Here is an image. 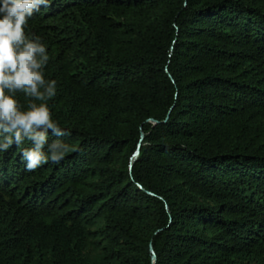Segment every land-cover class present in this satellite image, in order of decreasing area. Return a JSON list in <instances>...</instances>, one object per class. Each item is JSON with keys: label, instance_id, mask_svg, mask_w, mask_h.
<instances>
[{"label": "trees", "instance_id": "1", "mask_svg": "<svg viewBox=\"0 0 264 264\" xmlns=\"http://www.w3.org/2000/svg\"><path fill=\"white\" fill-rule=\"evenodd\" d=\"M27 31L78 151L0 153V264H264V0H54Z\"/></svg>", "mask_w": 264, "mask_h": 264}, {"label": "clouds", "instance_id": "2", "mask_svg": "<svg viewBox=\"0 0 264 264\" xmlns=\"http://www.w3.org/2000/svg\"><path fill=\"white\" fill-rule=\"evenodd\" d=\"M54 0H0V153L21 149L27 171L59 164L78 151L74 144L50 137L70 132L53 118L49 101L57 81L46 78L50 55L41 37L27 31L29 21ZM24 96L26 105L17 98ZM29 147H22L25 143Z\"/></svg>", "mask_w": 264, "mask_h": 264}, {"label": "water", "instance_id": "3", "mask_svg": "<svg viewBox=\"0 0 264 264\" xmlns=\"http://www.w3.org/2000/svg\"><path fill=\"white\" fill-rule=\"evenodd\" d=\"M142 139H143V137H141V139H140V143L138 144V149H137L136 152L133 154V159L131 160L130 167H132V164H133L135 158H136V157L138 156V154H139V148H140V145H141V141H142ZM151 252H152V258H153V260L155 261V254H154V252H153L152 249H151Z\"/></svg>", "mask_w": 264, "mask_h": 264}]
</instances>
